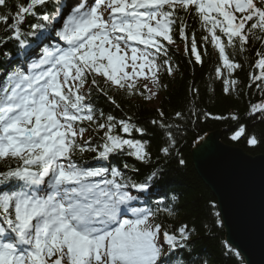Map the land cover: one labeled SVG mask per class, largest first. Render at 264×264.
<instances>
[{
  "label": "snow or ice",
  "instance_id": "1",
  "mask_svg": "<svg viewBox=\"0 0 264 264\" xmlns=\"http://www.w3.org/2000/svg\"><path fill=\"white\" fill-rule=\"evenodd\" d=\"M49 3L50 0H15L10 5L9 0H0V23L6 26L9 39L24 46L28 41L22 37H34L32 43L39 47L54 34L67 45L42 48L39 59L28 64L26 72L15 69L0 83V161L6 168L0 171V186L14 184L9 190L0 188V264H193L190 255L186 261H176V256L178 249L183 251L195 243L194 229L185 224L170 231L171 225L154 222L156 213L149 209L130 208L133 218H122L135 199L127 189L143 192L147 183L126 180L117 167L102 163L85 168L73 160L74 155L82 157L85 152L96 153L94 159L100 162H107L110 155H128L145 164L152 159L147 141L117 133L119 129L131 136L135 130L143 136V127L131 123V118L117 120L103 113L96 117L82 90L90 82L105 96L109 87L131 95L137 91L135 78L145 75V68L152 84L159 87L162 65L157 63V56L165 57L162 63L167 73L173 74L168 49L161 41L175 43L173 25L178 18L179 37L188 40L187 25L183 17L177 16L180 11L194 12L208 33L203 41L218 51L221 64L215 69L216 77L222 78L224 70L231 76L241 65L229 58L217 29L227 37L228 46L238 41L241 51L249 43V33L264 46V3L91 0L85 4L70 0L63 12L57 7L52 13L47 11ZM29 17L36 22L24 33L21 26ZM130 41L144 48H129ZM185 51H189L187 45ZM190 54L196 63H202L195 36L190 41ZM28 55H37L36 49ZM257 56L260 58L255 67L262 71L251 79L261 81L256 86L262 88L264 53L257 52ZM97 76L104 78L103 85ZM223 82L226 93L234 90L237 83L228 78ZM92 90L88 88V92ZM108 99L116 104L111 96ZM158 112L163 118L164 113ZM251 112L264 118V102L253 104ZM175 117L182 119L183 114L176 112ZM85 122L87 127L82 126ZM151 123L165 130L166 146L159 152L170 155L176 144L170 131L173 126L162 119ZM89 130L99 137L95 146L91 137L83 140ZM243 133L245 128L241 126L232 139ZM247 142L255 145L257 139L252 137ZM11 161H15V167L10 166ZM184 163L179 160V164ZM156 175L157 171H153L148 179ZM167 215L174 213L169 209Z\"/></svg>",
  "mask_w": 264,
  "mask_h": 264
},
{
  "label": "trees",
  "instance_id": "2",
  "mask_svg": "<svg viewBox=\"0 0 264 264\" xmlns=\"http://www.w3.org/2000/svg\"><path fill=\"white\" fill-rule=\"evenodd\" d=\"M9 3L14 4L15 0H9ZM254 3L261 6L262 1L255 0ZM65 5V0H50L47 11L52 13L59 7L62 12ZM236 15L239 16V13ZM177 16L183 17L187 25L188 40H181L179 37L181 23L178 18L173 25V33L175 43L181 45L180 50L161 41L168 49L167 58H170L172 75L167 73V66L162 63L165 57L157 56V63L162 65L158 73L159 87H156L159 94L157 105H150L145 98L149 95L141 86L136 87L137 91L131 95L115 87L107 88L108 96H111L116 104L111 103L108 96L95 90V86L90 82L82 90L86 96L85 102L92 105L96 117L103 113L104 117L112 115L117 120L131 118V123L145 129L143 136L135 130L131 136L120 132L119 129L117 133L124 138L147 141L148 150L152 153L151 161L145 164L128 155H110L107 162H100L94 159L96 153L92 152H85L82 157L76 154L73 160L85 168L101 166L102 163L109 168L117 167L126 180L147 183L148 188L143 192L133 188L127 189L135 197L128 208L151 210L156 213L154 222L165 227L171 225L170 231L185 224L189 229H194L192 238L195 243L188 245L183 251L178 249L176 261H186L190 255L193 264H245L242 256L225 241L226 232L219 215L217 200L198 175L193 164V153L202 142L201 137L206 138L215 133L223 145L239 148L249 156H264V118H261L259 113L251 112L253 104L264 102V85L258 88L256 85L261 84V81L251 79L262 71L255 67V63L260 58L257 52L264 53V46L249 33V43L241 51L238 41L228 46L227 37L217 29V34L221 35L226 45L229 58L241 65L231 76L224 70L223 77L218 79L215 72L216 67L221 64L218 51L210 42L203 41L202 37L208 33L201 27L199 18L194 12L180 11ZM35 22L34 18L29 17L28 22L21 26L22 32L27 33L30 24ZM5 27L0 23V83L13 70H23V64H27L30 57L28 52L32 49L40 52L39 47L32 43L34 37H22L26 38L28 43L21 46L18 41L8 38ZM257 35L260 34L257 32ZM193 36L197 40L202 63H196L190 54V41ZM210 39L209 36V41ZM186 45L189 51H185ZM152 52H155V49H152ZM223 78L237 81L234 90L228 93L224 91ZM96 79L103 85V77L97 76ZM89 87L93 89L91 92H88ZM193 88L197 89V92H193ZM158 109L164 113L163 118L159 116ZM176 112H181L183 118L177 119ZM232 116L237 118L232 119ZM156 119H162L165 124L173 126L170 131L176 139V144L168 156L159 152L161 147L166 146L163 143L166 136L165 130L151 123ZM82 126L87 127L88 123L85 122ZM241 126L245 128V133L233 140L232 136ZM86 135L87 138L83 140H89L91 137L92 145L95 146L99 137L91 130L87 131ZM252 137L257 139V144H248V139ZM180 159L184 160L183 165L179 164ZM125 164L129 167L125 168ZM10 166L15 167V161H11ZM3 170H6L5 162L0 161V171ZM153 171H157V175L149 180L148 177ZM13 187V183L0 186L3 190ZM173 197L176 199L173 200ZM169 209L174 215H167Z\"/></svg>",
  "mask_w": 264,
  "mask_h": 264
},
{
  "label": "water",
  "instance_id": "3",
  "mask_svg": "<svg viewBox=\"0 0 264 264\" xmlns=\"http://www.w3.org/2000/svg\"><path fill=\"white\" fill-rule=\"evenodd\" d=\"M194 167L217 200L226 242L246 264H264V156H249L204 138L193 153Z\"/></svg>",
  "mask_w": 264,
  "mask_h": 264
},
{
  "label": "rangeland",
  "instance_id": "4",
  "mask_svg": "<svg viewBox=\"0 0 264 264\" xmlns=\"http://www.w3.org/2000/svg\"><path fill=\"white\" fill-rule=\"evenodd\" d=\"M79 2L80 3H85V4L87 3L85 0H80ZM90 2H91V0L88 1V3H90ZM52 38L53 39L55 38V42H54V44H51V46L52 45L59 44L60 47H67V45L64 44L63 41H58V39L56 37H53V36H52ZM164 42L167 43V41H164ZM170 45L173 46L177 50H180V48H181V46L179 44H177V43H173V44H170ZM131 47H138V48H141V49L144 48L143 45H138L136 42L130 41L129 42V48H131ZM148 51H152V49H149ZM128 55L129 56L131 55V52L130 51L128 52ZM38 59H39V55L36 56V58H35L34 61H36ZM129 63H131V61H129ZM137 64H139V61H137ZM126 70L127 71H131L130 68H128ZM24 71L25 72L27 71V67L24 69ZM137 71H139V69H137ZM144 73H145V75H140V76H138V77L135 78V86L136 87H140V86L143 87L144 90L149 95V97H151L150 99H148L150 105L155 106V105H157V102H158V99H159V94H158L157 88L151 82L150 73H149L148 68H145L144 69ZM145 85L147 86L146 88H145ZM153 92H155L156 95H152ZM86 138H87V135L85 133L83 139H86ZM94 179H98V178H94ZM122 218H128L127 217V214H124ZM128 219H130V218H128Z\"/></svg>",
  "mask_w": 264,
  "mask_h": 264
}]
</instances>
